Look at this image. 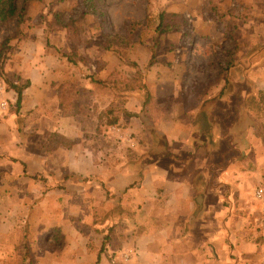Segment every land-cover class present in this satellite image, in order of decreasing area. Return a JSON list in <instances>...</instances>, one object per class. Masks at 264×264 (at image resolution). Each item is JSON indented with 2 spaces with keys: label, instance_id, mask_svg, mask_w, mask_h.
Returning <instances> with one entry per match:
<instances>
[{
  "label": "crops",
  "instance_id": "obj_1",
  "mask_svg": "<svg viewBox=\"0 0 264 264\" xmlns=\"http://www.w3.org/2000/svg\"><path fill=\"white\" fill-rule=\"evenodd\" d=\"M22 1L18 109L0 81V264H264V0H144L138 42L108 30L104 0Z\"/></svg>",
  "mask_w": 264,
  "mask_h": 264
},
{
  "label": "rangeland",
  "instance_id": "obj_2",
  "mask_svg": "<svg viewBox=\"0 0 264 264\" xmlns=\"http://www.w3.org/2000/svg\"><path fill=\"white\" fill-rule=\"evenodd\" d=\"M22 2H23L22 0H15L14 4L16 7V10L14 12L13 17L2 18V16H0V43L8 36L16 37L17 35L20 34V26L22 25V23L20 25H16V19H17L19 9L23 7ZM101 6L104 7L103 8L104 14L102 15L107 23L108 30L112 28L111 20L113 18L115 19V21L117 20L119 21L118 25L116 26L113 25L115 29H117V32L120 34L119 36L124 38V36H127L126 33L129 31V29H133L136 32L133 34V36H130V38L134 39L136 42H138L137 40L143 41L144 37L138 36V33L141 32L142 34H144V32L146 31L145 27L147 26L144 23H140V19H142L143 15L145 14V11L143 8L144 0H104V2L102 1ZM69 19L71 18L69 17ZM128 19L130 20L129 22L133 20H138V21H135L136 25L132 26V24H128V22L126 21ZM183 27H184V30L189 32V34H192L190 25L188 23L186 24V26H184L183 24ZM70 31L74 33L73 29L71 28H70ZM130 35H132L131 32H130ZM77 36L78 35L74 33L72 37H70V40L68 41V47H71V46H74L76 48L78 47L77 43L79 39ZM190 36L191 37L188 36L186 40L184 41L186 43V46L188 45V48L192 47V43L194 41V39H192L193 36L192 35ZM223 47H226V46H223ZM139 77H141L142 79V74L137 77L138 82L141 81V79L139 80ZM0 81H2L1 78H0ZM250 224L252 226V229H256V231H260V229H262L258 227L255 221H253ZM262 233L264 234L263 229H262Z\"/></svg>",
  "mask_w": 264,
  "mask_h": 264
},
{
  "label": "trees",
  "instance_id": "obj_3",
  "mask_svg": "<svg viewBox=\"0 0 264 264\" xmlns=\"http://www.w3.org/2000/svg\"><path fill=\"white\" fill-rule=\"evenodd\" d=\"M26 1V0H24ZM15 0H0V16H2V18L4 17H13L14 12L16 10L15 4H14ZM23 7L19 10L18 15H17V19H16V25H20L23 20H24V14H23ZM171 31V28H169V26H163L161 25V23L157 26L155 33L157 36H160L164 33H167ZM12 38V36H8L6 37L1 43H0V78L3 81V83L5 84L6 90H13L16 94V103H15V109H18L21 103V98H22V92L29 86V82L28 81H24L21 80L20 77L16 76L15 74L9 73L6 71V61L9 55V51H10V47H9V42L10 39ZM104 48L110 50L111 48H114L113 50L116 51L117 53H119L120 50H116V47L119 49V47L124 48L125 44L123 39L121 40H117V38H111V37H104ZM66 59L69 63H71L72 65H77V63L84 61L85 63H88L89 60L86 57H81L78 56L76 53L74 52H70L69 54H67ZM139 76V75H138ZM136 76L133 80H131V84H135L137 81V77ZM141 79V77H139V80ZM127 79L125 77H120V80L118 81L121 84V88H120V93L123 91L124 87H127ZM142 81V79H141ZM140 82L136 83L137 87H140ZM131 88H133V86H131ZM121 97V94H120ZM259 98L262 102H264V92H259ZM256 109H258L257 111L259 112V110L261 109V105L256 104L255 105ZM108 125H114L116 122L115 121H109L106 122Z\"/></svg>",
  "mask_w": 264,
  "mask_h": 264
},
{
  "label": "built area",
  "instance_id": "obj_4",
  "mask_svg": "<svg viewBox=\"0 0 264 264\" xmlns=\"http://www.w3.org/2000/svg\"><path fill=\"white\" fill-rule=\"evenodd\" d=\"M5 93V89L3 87V85L0 83V96L2 94ZM0 107L1 108H5L6 107V102H1L0 103ZM131 147H134V143L132 142V140L130 139L129 136H127L126 141ZM263 194V190L259 189L256 191V196L257 197H261ZM135 254V250L133 248H126L124 250H122L120 256L123 262H128Z\"/></svg>",
  "mask_w": 264,
  "mask_h": 264
}]
</instances>
